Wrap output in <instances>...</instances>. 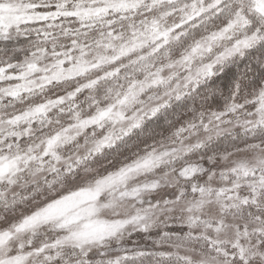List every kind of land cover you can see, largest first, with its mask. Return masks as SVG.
<instances>
[{
    "label": "snow or ice",
    "instance_id": "1",
    "mask_svg": "<svg viewBox=\"0 0 264 264\" xmlns=\"http://www.w3.org/2000/svg\"><path fill=\"white\" fill-rule=\"evenodd\" d=\"M0 264H264V0H0Z\"/></svg>",
    "mask_w": 264,
    "mask_h": 264
}]
</instances>
